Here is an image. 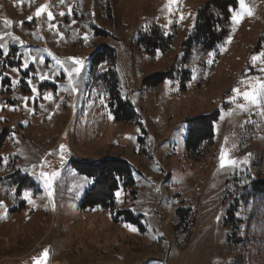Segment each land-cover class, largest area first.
Listing matches in <instances>:
<instances>
[{
	"label": "rangeland",
	"instance_id": "374dc122",
	"mask_svg": "<svg viewBox=\"0 0 264 264\" xmlns=\"http://www.w3.org/2000/svg\"><path fill=\"white\" fill-rule=\"evenodd\" d=\"M207 1L0 0V264H35L45 249L49 264H264V209L258 203L240 213L244 240L235 250L227 246L223 226L228 181L249 166V155L239 149L246 123L253 125L260 151L251 171L264 179V94L255 102L243 95L264 83V64L251 61L264 51V11L245 2L252 15L239 24L231 19L230 40L175 70L176 78L144 83L182 56L181 44ZM44 5L47 11L37 17ZM152 26L176 33L167 56L152 57L138 45ZM103 45L117 51L121 95L136 105L140 124L115 122L93 83L92 58ZM69 58L82 61L72 84L64 71L76 67ZM215 111L214 137L199 153L189 151L188 120ZM222 155L236 164L221 167ZM113 157L130 163L135 186L121 188L112 209H82L92 180L73 162ZM16 171L27 179L12 184ZM42 172L57 174L50 188ZM180 208L189 210L186 221ZM128 211L143 215V228L125 220Z\"/></svg>",
	"mask_w": 264,
	"mask_h": 264
},
{
	"label": "trees",
	"instance_id": "16d2710c",
	"mask_svg": "<svg viewBox=\"0 0 264 264\" xmlns=\"http://www.w3.org/2000/svg\"><path fill=\"white\" fill-rule=\"evenodd\" d=\"M252 8H262L264 0H245ZM239 7V0H209L196 12L195 23L192 32L188 33L181 44L182 56H175L168 71L158 75L147 77L144 83L149 86H158L164 80L174 79L178 72L194 61L198 54L204 55L214 51L223 44L231 32L232 13ZM97 36H102L97 31ZM177 35L174 32L165 33L158 26H152L138 39V45L150 56L158 52L167 56L175 47ZM117 51L110 45L103 47L93 56L91 67L93 71V83L102 90L107 97L108 108L115 122L138 123L140 115L136 105L130 100H124L120 90V76L116 70ZM103 64H108L105 71L97 74L96 69H103ZM95 72V73H94ZM186 75L188 71H181ZM185 78V77H184ZM220 112L204 114L189 119V129L185 140L186 148L191 152L198 153L202 150L201 145L209 142L214 137V126L219 120ZM253 125L246 123L241 128L239 149L249 155V166L246 172H239L229 182L227 190L229 204L223 220V226L227 228V246L235 250L243 242L242 229L245 220L240 215L248 211L258 203L264 209V179L255 178L254 166H258L260 151L254 144ZM2 143H0V147ZM73 168L78 174L92 180L90 188L85 192L81 201L82 209H112L115 207L116 194L121 188L135 186L132 167L123 158H103L95 161L77 160L73 162ZM26 180L16 171L11 175V183L16 184L20 179ZM23 189L29 188L31 183L22 184ZM178 215L186 221L189 217L188 209H179ZM141 219L143 215L135 217L131 212L126 213L125 220L143 228Z\"/></svg>",
	"mask_w": 264,
	"mask_h": 264
},
{
	"label": "snow or ice",
	"instance_id": "6c2138e0",
	"mask_svg": "<svg viewBox=\"0 0 264 264\" xmlns=\"http://www.w3.org/2000/svg\"><path fill=\"white\" fill-rule=\"evenodd\" d=\"M61 2L63 3V0H61ZM239 6H240V11L239 12H233L232 19H233L234 24H239L241 22V20L243 19L244 15H252V9L248 7V5L245 3V0H239ZM47 7H48L47 5H44V6H41L40 8H38L37 11H36V16L39 17L42 13H45L47 11ZM47 14H48L49 19L53 18L51 12H48ZM60 15H64V13H60ZM32 18L33 17H31V16L28 17L29 20H31ZM12 23H13V21H11V20H5V25L6 26L7 25H11ZM50 27H53V26L50 25ZM2 38L3 37L0 36V39H2ZM15 39L19 40L18 37H16ZM230 39L231 38H229V40ZM20 43L23 44V41H20ZM2 47H4V45L0 44V48H2ZM49 55H52V53L49 52ZM53 58L56 59L57 64H60L61 66H63V63H64L63 61L57 59L56 57H53ZM69 59L73 61V63L76 65V67H73L71 69L65 68L64 71L67 72L68 77H69V82H70V84H72L74 74L78 75L79 72H80V66L82 65V61L80 59H78V58H69ZM251 61H252L253 64H255L257 61H259L260 63L264 64V51H261L257 55H253L251 57ZM40 62L41 63L43 62L42 58H41ZM28 64H29V59L26 58L24 60L23 67L27 68ZM14 71H19V69H14ZM262 71H264V69H262ZM46 78L47 77L43 76V75L40 77L41 80L46 79ZM13 83H16V81H14ZM29 84H31V80H29ZM253 89L254 90L252 92H245L243 95H244L245 99H249V100L255 102L258 93L259 94H264V83H260L258 91L256 90V86L255 85H253ZM32 90H33V92H35L36 91L35 87H33ZM73 90H75L74 85H73ZM236 92L239 93V89H236ZM45 98L46 99H51V94H47L45 96ZM24 99L27 100L28 98L25 97ZM64 148H65V146L61 145V150L62 151L64 150ZM4 159H5V162H6L7 158L5 157ZM225 163L231 164V165H235L236 161H231V160L226 161L225 157L222 155L221 156V167H223L225 165ZM56 175H57L56 173H52L50 176L48 174H46V173H43V172L41 173V177L45 179V184L49 188L51 187V182L55 178ZM116 195L119 198L120 193L118 192ZM30 196H31V193H28V192L24 193L25 199H28L29 203H33L34 204V201H32L30 199ZM0 207H4L2 202H0ZM125 227L130 228L132 231H136L137 230L134 227H132L131 225H125ZM48 255H49L48 250L45 249L44 253H43V258L42 259L41 258H37L36 259V264H45V262H46V260L48 258Z\"/></svg>",
	"mask_w": 264,
	"mask_h": 264
},
{
	"label": "bare ground",
	"instance_id": "6f19581e",
	"mask_svg": "<svg viewBox=\"0 0 264 264\" xmlns=\"http://www.w3.org/2000/svg\"><path fill=\"white\" fill-rule=\"evenodd\" d=\"M38 256H42V258H43V254H40V255H38ZM42 258H41V259H42ZM35 264H36V263H35ZM45 264H49V257L47 258ZM50 264H58V262H56V263H52V262H51Z\"/></svg>",
	"mask_w": 264,
	"mask_h": 264
}]
</instances>
